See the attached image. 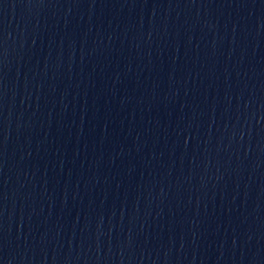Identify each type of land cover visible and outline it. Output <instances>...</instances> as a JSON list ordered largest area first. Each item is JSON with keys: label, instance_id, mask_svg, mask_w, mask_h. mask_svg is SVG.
I'll list each match as a JSON object with an SVG mask.
<instances>
[{"label": "water", "instance_id": "1", "mask_svg": "<svg viewBox=\"0 0 264 264\" xmlns=\"http://www.w3.org/2000/svg\"><path fill=\"white\" fill-rule=\"evenodd\" d=\"M0 264H264V0H0Z\"/></svg>", "mask_w": 264, "mask_h": 264}]
</instances>
